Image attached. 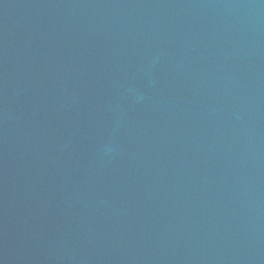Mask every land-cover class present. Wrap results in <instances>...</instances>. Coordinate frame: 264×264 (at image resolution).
<instances>
[{
	"label": "water",
	"instance_id": "water-1",
	"mask_svg": "<svg viewBox=\"0 0 264 264\" xmlns=\"http://www.w3.org/2000/svg\"><path fill=\"white\" fill-rule=\"evenodd\" d=\"M0 264H264V0H0Z\"/></svg>",
	"mask_w": 264,
	"mask_h": 264
}]
</instances>
